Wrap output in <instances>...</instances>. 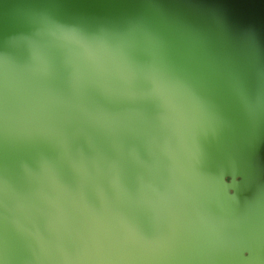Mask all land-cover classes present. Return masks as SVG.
Returning <instances> with one entry per match:
<instances>
[{
    "label": "water",
    "instance_id": "95a60500",
    "mask_svg": "<svg viewBox=\"0 0 264 264\" xmlns=\"http://www.w3.org/2000/svg\"><path fill=\"white\" fill-rule=\"evenodd\" d=\"M40 2L0 0V54L6 53L21 69L11 76V110L22 117L42 106L45 109L41 119H13L7 143L0 139V178L6 176L16 193L7 200L0 198V240L7 235L9 264H57L58 260L54 250L41 252L30 235L38 230L47 235V215L36 198L39 186L24 171L25 167L36 171L41 157L58 161V148L40 133L71 119L67 107L55 100L65 90L62 78L56 75L42 80L35 75V50L48 53L55 67L50 43L38 35L39 26L31 17L32 7ZM143 2L131 0L92 11L122 26L139 21L135 37L140 45L137 56L142 60L163 55L183 63L207 48L225 70L227 88L215 95L205 130L197 135L204 155L201 171L209 183L194 192L191 201L173 197L170 208L161 205L151 187L172 196L173 164L151 143L157 131L134 116L142 111L140 105L110 106L140 135H124L115 143L96 135L91 143L81 139L78 146L88 160L94 183L104 186L109 196L113 165L127 185L145 193L136 200L113 201L111 213L122 214L155 233L166 229L172 211L181 230L176 264H226L213 252L212 241L223 242L237 219L245 227H264V0H159V9L143 7ZM146 33L156 36L163 47L155 49ZM239 95L246 97V104L238 102ZM234 168L241 175L235 176L234 184L232 175L224 176V183L232 185L224 195L214 183ZM58 171L63 172V167ZM89 196L96 200L91 186Z\"/></svg>",
    "mask_w": 264,
    "mask_h": 264
},
{
    "label": "snow or ice",
    "instance_id": "6c2138e0",
    "mask_svg": "<svg viewBox=\"0 0 264 264\" xmlns=\"http://www.w3.org/2000/svg\"><path fill=\"white\" fill-rule=\"evenodd\" d=\"M125 2L131 0H41L32 7L38 35L49 41L55 57L54 67L48 53L35 50V75L42 80L56 75L62 78L65 90L55 100L71 113L63 126L46 127L40 133L58 148V161L41 157L36 171L24 169L39 186L36 198L47 215V235L39 230L30 235L41 252L51 249L57 253V264H176L179 260V218L169 211L166 229L149 233L128 217L111 213L113 201L136 200L145 193L127 185L113 165L109 196L104 186L94 183L88 160L78 146L81 139L91 143L96 135L109 137L114 143L124 135H140L128 119L112 110V104L142 106L134 116L157 131L151 143L172 161V196L151 187L161 205L170 208L173 197L191 201L193 193L209 183L201 171L204 155L197 135L205 130L215 95L227 88L225 70L207 48L183 63L163 55L140 59L135 37L140 22L122 26L92 11ZM142 6L159 9L160 3L144 0ZM145 35L155 49L163 47L152 33ZM20 70L6 53L0 54V139L5 143L13 119H41L45 115L43 106L22 117L12 112L11 76ZM238 102L246 104L247 99L239 95ZM61 166L63 172L58 171ZM226 175H232L234 184L241 172L234 168L219 176L214 187L224 195L232 187L224 183ZM90 186L96 200L89 196ZM10 195L16 193L6 176L0 178V198L7 200ZM212 249L226 264H264V227H245L237 219L223 242L212 241ZM0 264H9L7 235L0 240Z\"/></svg>",
    "mask_w": 264,
    "mask_h": 264
}]
</instances>
